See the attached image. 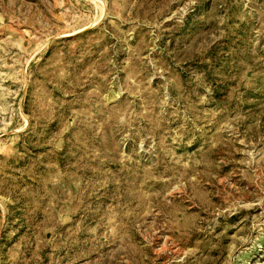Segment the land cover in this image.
<instances>
[{"label": "rangeland", "instance_id": "374dc122", "mask_svg": "<svg viewBox=\"0 0 264 264\" xmlns=\"http://www.w3.org/2000/svg\"><path fill=\"white\" fill-rule=\"evenodd\" d=\"M0 264H264V0H0Z\"/></svg>", "mask_w": 264, "mask_h": 264}]
</instances>
